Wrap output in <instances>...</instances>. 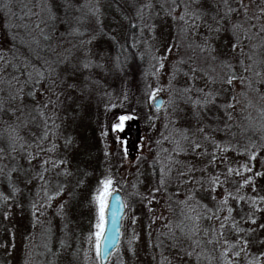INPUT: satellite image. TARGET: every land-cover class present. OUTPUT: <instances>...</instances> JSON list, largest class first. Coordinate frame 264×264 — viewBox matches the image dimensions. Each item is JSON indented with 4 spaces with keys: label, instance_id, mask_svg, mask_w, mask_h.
Wrapping results in <instances>:
<instances>
[{
    "label": "snow or ice",
    "instance_id": "obj_1",
    "mask_svg": "<svg viewBox=\"0 0 264 264\" xmlns=\"http://www.w3.org/2000/svg\"><path fill=\"white\" fill-rule=\"evenodd\" d=\"M14 3L15 0H0V13L6 18L4 27L10 36L7 47L0 44V115L9 116L0 128V143L6 145L0 147V179L6 180L10 189V194L0 192V204L10 209L9 201L15 202L17 193L22 192L20 183L26 186L33 181L40 182L37 195L41 199L31 204V218L32 227H40L43 252H35L36 234H30L26 238L23 264H38L34 255L50 256L52 259L46 264H59L65 253L71 257L69 264L78 261L80 249L72 246L69 201L56 206V215L61 220L58 247L54 248L52 243V221L42 219L47 216L52 201L66 189L62 183L53 189L48 174L73 175L66 158L51 155L57 151L55 140L62 126V121H57L61 120L66 101L80 100L83 106L93 96H105L109 101L105 106L115 107L111 103L114 93L106 83L109 77L121 80L117 99L127 101V61L133 55L143 58L145 54L130 52L129 48L138 49L141 43L151 56L149 71L157 83L156 87L145 85L146 100L152 102L157 113L164 109V124L156 141L160 162L156 183L141 192L138 185L143 181L138 171L129 195L146 202L149 229L158 220L165 221L162 230H156L154 246L176 249L178 254L195 257L197 264L202 259L209 264H240L241 257L244 264H264V251L257 255L250 250L248 237L255 229L241 226L244 222L256 225L257 213L264 211V195L243 192L248 185L255 192L254 177L264 176V172L245 177V173H252L249 163L233 167L226 155L230 150H237L251 161L264 148V143L251 140L243 149L233 144L237 135L234 129L244 133L254 127L250 109L260 114L258 132L264 141V0L259 4L245 3V0H124V3L112 0L108 7L114 5L130 28H139V38L133 34L130 45L127 39L120 43L115 34L105 30L103 0H33L30 7L24 4L20 8L19 15ZM129 9L132 15L128 14ZM161 15L176 26L173 42L161 45L163 52L157 47L156 36V19ZM225 33L231 36L230 54L220 53L215 44ZM109 43L111 47L105 48ZM174 49L182 53L178 51L177 58L171 61L165 88L160 84L161 70L165 69ZM162 91L167 92V100L159 97ZM130 118L119 116L113 128L119 129ZM159 118L149 116V120ZM32 127L39 131H32ZM217 134H223L224 138L218 139ZM162 141L170 147H163ZM72 142L71 136L64 138L66 148ZM104 155L107 158L109 153L105 151ZM189 156L191 160L187 159ZM5 159L15 163L4 164ZM19 159L25 160L28 167L20 165ZM218 162L225 164V171L210 172L209 167L215 168ZM233 177L240 179L234 181ZM230 180L236 186L232 190L225 187L218 198L217 189ZM173 182L176 190L169 192ZM115 183L109 174L90 195L93 222L85 238L87 264H111L113 253L115 264H127L116 239L120 235L116 219L118 209L130 206L119 196L115 197L116 205L110 203L116 191ZM82 184L83 179L77 182V187ZM73 195L69 193V197ZM160 195H165L163 207L175 219H169L163 212L157 215L153 204L159 201ZM231 202L246 203L248 211L244 212L241 207L240 212L244 214L234 215L236 208ZM110 209L111 229L108 227ZM2 215L7 219L11 213L4 210ZM128 219L132 225L137 224V216L131 215ZM259 228L264 229V224H259ZM226 230L234 234L233 239L227 238ZM152 236L150 230V246ZM139 240L140 233L133 227L127 235V252L133 258L137 256L135 245ZM258 242L264 245V238ZM9 246L15 247L14 243H0V248ZM153 260L156 264H173L163 251L159 259L153 256Z\"/></svg>",
    "mask_w": 264,
    "mask_h": 264
},
{
    "label": "rangeland",
    "instance_id": "obj_2",
    "mask_svg": "<svg viewBox=\"0 0 264 264\" xmlns=\"http://www.w3.org/2000/svg\"><path fill=\"white\" fill-rule=\"evenodd\" d=\"M33 0H15L14 10L17 14H20V8L24 4L31 6ZM112 0H103L104 3V24L105 30L112 32L117 36L120 43H125L127 39L128 44L132 43V36L135 34L139 38V28L133 29L129 27L127 20L121 19V14H118L115 6L109 8L108 5ZM124 3V0H120ZM259 4L260 0H245V3ZM158 7V5H157ZM128 14L132 15L131 9L128 10ZM6 18L3 13H0V44L7 47L10 43V36L7 34L8 30L4 27ZM157 23V47L161 48V52L164 48L161 45L166 46L173 42V37L176 34V26L169 19L161 15L156 19ZM147 35V33H145ZM106 39V38H105ZM231 40L230 34H222L220 38L215 41L216 47L220 53L230 54L229 41ZM105 48L111 47L110 43L104 45ZM130 52H144L143 58L140 55H133L126 64L125 74L128 81V100L122 101L117 99L120 95L121 80L119 78L109 77L106 81L110 85V90L114 95L111 103L115 107H106L109 103L108 97L105 96H93V98L80 106L82 102L66 101L65 111L60 113L61 120L57 123H61L60 136L55 140L57 144V151L54 154L58 158H66L69 161L68 167L72 171L73 175L70 177L59 176L55 173H49L48 178L51 180V187L54 189L57 183L66 185L65 192L56 197L52 201V207L47 210V216L42 219H50L53 225V246L58 247V240L61 237V220L56 215V206L62 201H69L68 211L71 219L70 228L72 230L73 248L79 247V259L76 264H87L84 260V249L88 248L86 242V236L93 222L92 208L89 206V199L92 192L96 191L99 186V181L106 178L111 174L115 179L113 185L115 189H118L123 196L125 203L129 204L128 209H124V214L121 221V237L120 248L124 253V259L127 264H156L153 260V256L159 259L160 253L163 251L165 256L173 260V264H197L195 257L189 258L182 254H178L176 249L166 248L161 249L155 247L156 236L158 235L157 229L162 230V226L165 223L164 220H158L151 229H149V219L147 214L146 202L142 201L140 197L131 196L132 192L131 184L136 183L137 173H141L139 179L143 183L138 185L141 192H146L150 186L156 183V179L159 175L160 162L157 160L158 147L156 141L160 139V134L163 131V112L162 108L159 113L153 107L151 101L146 100L145 85L151 84L153 87L157 86L156 78L151 76L149 71V65L152 63L151 56L147 53L143 43L138 46V49L129 48ZM182 50L174 49L173 53L169 55V60L166 63L165 69L161 70L160 84L167 86L169 79V71L171 70V61L176 59V53ZM147 73V75H146ZM159 95L167 100V92L162 91ZM132 106V113L124 110L129 106ZM125 108H124V107ZM253 117L254 127L244 133H240L239 129H234L237 132L234 145H238L240 149L245 148L248 141H254L257 144L264 143L261 141L260 134L258 132L259 124L261 122L260 114L255 109H250ZM255 113V114H254ZM121 115H128L131 118L122 122L119 129H114L113 125L118 123V117ZM157 115L160 118L157 120H149V116ZM9 120L8 115H0V128L3 127V121ZM155 125L153 127L152 125ZM32 131H39L37 128L32 127ZM105 133V135H102ZM71 136L73 142L69 147L64 146V138ZM218 139H222L223 134H217ZM163 147H170L167 142L162 141ZM4 143H0V147H5ZM109 153L105 158L104 152ZM163 156V154H161ZM228 161L231 162L233 167H237L241 163H249L252 168V173H245L251 175L255 172H264V148H261L255 159L249 161L248 156L241 151L230 150L226 153ZM184 158V157H181ZM187 159L191 160L189 156ZM4 164H12L15 162L5 159ZM18 163L25 168L28 167L27 162L23 159H19ZM36 163V162H34ZM209 171H225V164L218 162L215 168L209 167ZM87 172L85 176L83 173ZM16 175V174H14ZM83 179L84 184L77 187V182ZM240 177H233L232 180L238 181ZM232 180L226 185L217 189V196L223 194L225 187L232 190L236 185L232 183ZM255 192L251 185L245 186L243 189L246 195H264V176L254 177ZM127 182V183H125ZM39 181H33V183L24 185L20 183L22 192L17 193L15 202L9 201L12 204L10 209H5L0 204V243L11 245L14 243L15 247L0 248V264H23L25 245L28 243L26 239L30 234L35 233L36 239L33 241L35 244V252H43L40 239V227H32L31 218V204L41 199L37 195L39 188ZM176 190V184L173 182L169 185L168 191L174 192ZM0 192L10 194V189L6 180L0 179ZM74 193L72 197H69V193ZM166 195V194H165ZM165 195H160L159 201L154 202L153 207L156 210L157 215L161 212L169 219H175L167 210L163 207L165 203ZM42 196V194H41ZM203 196L205 202H209L207 196ZM180 198H183L181 194ZM236 212L243 215L248 211V205H235ZM243 207L244 212H240V208ZM4 210L10 211L11 215L5 219L2 215ZM131 215L137 216V224L132 225L128 217ZM179 211L177 210V216ZM239 218V217H238ZM259 224H264V211L257 213V224L252 225L249 222L242 223L243 227H253L255 232L251 234L248 239L250 240V250L253 253L259 254L260 251H264V245L258 241L260 238H264V229L259 228ZM207 225V222H205ZM133 227L140 233V240L135 245L137 249V256L132 257L131 253L127 252V235L130 234ZM7 229V231H6ZM152 231L153 244H148V232ZM14 234V239H13ZM226 236L229 239L234 238V234L226 230ZM77 240L79 244H77ZM10 253V254H9ZM50 256L34 255V260L38 264H46V261L51 260ZM71 257L65 253L59 260V264H69ZM115 254L111 256V264H115ZM200 264H209L206 259H202ZM240 264H244L243 257L240 259Z\"/></svg>",
    "mask_w": 264,
    "mask_h": 264
},
{
    "label": "water",
    "instance_id": "obj_3",
    "mask_svg": "<svg viewBox=\"0 0 264 264\" xmlns=\"http://www.w3.org/2000/svg\"><path fill=\"white\" fill-rule=\"evenodd\" d=\"M159 97L162 98L160 95H159ZM153 107H154V105H153ZM117 196H119L121 198V200L124 201L123 200L122 193L118 189H116V191L113 193L112 197H110V203L112 205H116V199H115V197H117ZM123 214H124V209H118L117 210L116 224L119 227L120 235H121V220H122ZM108 227L110 229L112 228V214H111V209L109 211V216H108ZM120 235H117L116 236V239H117L118 242L120 240Z\"/></svg>",
    "mask_w": 264,
    "mask_h": 264
},
{
    "label": "trees",
    "instance_id": "obj_4",
    "mask_svg": "<svg viewBox=\"0 0 264 264\" xmlns=\"http://www.w3.org/2000/svg\"><path fill=\"white\" fill-rule=\"evenodd\" d=\"M135 31V29H133V32ZM124 107V106H123ZM125 108V107H124ZM133 108H132V106L130 105L128 108H125L124 110H126V111H130V114L132 113V110ZM255 114V113H254Z\"/></svg>",
    "mask_w": 264,
    "mask_h": 264
}]
</instances>
